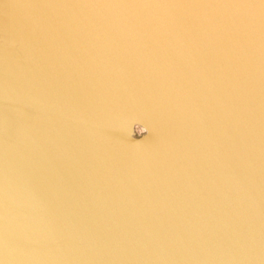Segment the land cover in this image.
<instances>
[{
	"label": "rangeland",
	"instance_id": "rangeland-1",
	"mask_svg": "<svg viewBox=\"0 0 264 264\" xmlns=\"http://www.w3.org/2000/svg\"><path fill=\"white\" fill-rule=\"evenodd\" d=\"M7 1H24L18 17L36 23L18 26L9 34V27L2 31L3 23L6 25L12 15ZM47 1L64 0H0V11L4 15L2 18L0 15V66L1 59L6 63L7 54H13L17 61L24 59L27 67L33 66L40 74L52 77L54 84L68 86L64 98L71 116L59 117L61 112H57L53 123L69 143L66 144V161L58 162L55 168L53 164L48 166L37 153L36 139L31 145L25 144L24 149L39 160L44 167L42 174L38 175L33 166L20 168L19 172L12 166V169L6 166L8 179L0 181V188L6 189L4 193L0 192V264H66L68 252L65 249L73 241L71 235L63 236L60 232L70 224L73 213L80 210L93 215V194L104 192L120 169L131 168L136 173L146 163L147 173L155 175L156 169L166 161L164 148L168 144L169 131L165 133L159 121L140 125L132 119H139L138 115L147 109L157 114V101L149 98L154 94L170 97L169 102L172 100L177 104L175 111L178 108L183 113L190 111L194 104L201 108L209 102L217 110L219 103L226 101L228 162L231 166L242 162L237 174H231L241 179L242 195L230 192L232 199L237 197L240 200H231L233 206L230 205L226 211L211 208L189 212L185 214V223H163L154 219L151 231L155 241L142 252L145 260L142 264H264V117H259L258 106L259 68L264 69V0H90L94 1V6H89L88 11L83 12L80 4L73 7L76 11L72 12L70 21L59 19L56 7L51 10L54 17L41 21L40 11ZM118 1H133L135 12L130 5V14H123V6ZM191 1L196 2L193 4ZM83 17L89 19L84 21ZM44 40L52 48L54 58L48 64L40 65ZM146 44H150L152 49ZM67 54L71 57L78 55L79 63L84 65L88 55H98L95 62L105 71L99 82L90 86L86 75L76 76L64 67L60 68L61 79H56L50 68L59 61V55ZM223 63H226V68ZM262 72L264 74V70ZM6 78L4 75L3 81ZM82 83L87 103L78 102L82 104L80 111L84 114L80 118L75 116L80 106L72 98ZM91 95L96 96L94 109L89 99ZM131 119L133 123L129 126ZM160 131H163L162 135ZM28 135L24 136L29 140ZM13 139L14 132L0 123V154L9 160L13 150L20 152L23 148L19 140L14 146ZM176 143L174 147L180 153V144ZM238 145H242L240 156L236 155ZM69 147H74V151ZM139 160L143 161L137 162ZM9 162L11 164V160ZM16 177L20 181L16 182ZM141 177L138 171L136 178ZM134 180L124 184L123 189L133 190ZM87 232V246L96 252L93 234ZM131 262L129 264H136L133 259Z\"/></svg>",
	"mask_w": 264,
	"mask_h": 264
},
{
	"label": "bare ground",
	"instance_id": "bare-ground-1",
	"mask_svg": "<svg viewBox=\"0 0 264 264\" xmlns=\"http://www.w3.org/2000/svg\"><path fill=\"white\" fill-rule=\"evenodd\" d=\"M80 1H84V0H80ZM64 2H65V0L60 1V2L59 1H47L45 8H43L42 11H40L41 15H42L41 21L47 20L49 18H52V16L53 17L55 16V14L51 13L52 12L51 10L53 9V7L54 8L56 7V10L58 11L57 17L59 19L65 20V21H70V17L72 16V12L76 11L73 9H75L80 3H79V1H72L71 3H67V2L64 3ZM91 2L92 1H90V3ZM193 2L195 3L196 1H193ZM193 2L191 1V3H193ZM7 3L11 7V14L12 15L9 16V18L6 16L8 18L7 19L8 21H6V20L5 21L8 23L6 25L3 23L2 31H5L7 29L6 27H9V29H11V31L10 30L7 31V33L9 34V33H12L15 29H17L18 26L27 27V26L31 25V23H36L34 20H33L34 22L25 21L24 19L22 20L20 17H18L17 14H19L18 12H20L19 11L20 6L24 3V1H7ZM95 3L98 4L97 2H95ZM183 3L185 4V1ZM92 4H91V6H94V4L93 5ZM162 5H163V3H162ZM157 6L159 7L160 5H157ZM227 6H229V5H227ZM73 7H75V8H73ZM86 7H88V6H86ZM172 7H173V5H172ZM178 7H180V6H178ZM93 8H95V7H93ZM157 10H159V9H157ZM168 10H170V9H168ZM171 10H172V8H171ZM174 11H175V9H174ZM186 11H188V10H186ZM69 13L71 15H69ZM240 13L242 15V11ZM169 14L171 15V13H169ZM0 15H1V18L4 16L2 11H0ZM245 18H247V17H245ZM179 19H181V16ZM221 21H223V20H221ZM169 22L170 21H168V23ZM171 23H170V26H171ZM219 23H221V22H219ZM247 23H248V21H247ZM202 25H204V24H202ZM220 26H222V25H220ZM241 26H244V25H241ZM245 26H246V24H245ZM227 27H226V29H229ZM233 27H234V25H233ZM237 27H238V23H237ZM224 28H223V30H224ZM217 30H218V28H217ZM242 32L243 31H241V33ZM253 32L254 31H252V33ZM195 35H197V34H195ZM195 35H194V37H195ZM250 37L252 39L253 36H250ZM244 38L245 37H243V39ZM206 39L208 41V38H206ZM196 40L198 41V39H196ZM219 40H221V39H219ZM212 41H214V40H212ZM145 43L143 45H145ZM148 43H150V42H148ZM208 43H209V41H208ZM224 43H225V41H224ZM73 45H74V43H73ZM146 45H150V44H146ZM196 45H198V44H196ZM42 47H43V51L41 53V56H42L43 62L40 61L39 62L40 65H42L44 63L48 64L49 62H51V60L53 61V58H54L53 55L51 54V50H50L51 47L49 46V44L47 43L46 40H44ZM69 47H67V48L64 47V49L65 48L68 49ZM150 47H151V45H150ZM215 47H214V49H216ZM105 48H106V46H105ZM212 48H213V46H212ZM151 49H152V47H151ZM184 49H186V48H184ZM221 49L222 48H220L219 50L221 51ZM204 50H206V48ZM209 50L211 51V49H208V51ZM107 51H109V50H107ZM68 52L69 51H67V53ZM209 54L211 55V53H209ZM212 54H214V53H212ZM216 54H218V53H216ZM77 56L78 55H76V54L72 55V57H71V54L70 55H68V54L67 55H59V58L56 56L57 60H59V61H57V62L55 61L56 63L51 68H54L55 70L56 69L60 70V68L64 67L65 69L68 70V72L70 71L71 73L75 74L76 76L80 77L82 75H86V77L89 79V85L90 86H93V84L99 82L102 74L105 71H103L104 70L103 66L99 65L98 63L96 64V62H95V59H98V55H92V54L88 55L87 60H86L87 62L85 65L79 63L80 60ZM155 56H157V55L155 54ZM187 57H189V56H187ZM203 57H205V54L203 55ZM6 58L8 59V61L6 63H4V59H1V66H0V98H2V100L0 101V115H1L0 123L4 124V128H7L9 131L12 130L14 132L15 140L13 139V141H11L12 144L15 146V143L18 142L16 140H19L20 141L19 145L23 146V148H20V152H17V151L15 152V150H13V152L9 155L12 165L10 164V162H9L10 160L8 159V157H6V155L4 157L2 155V153L0 154V181L3 179H6V178L8 179V177H6V173H7L6 170H8V168H6V166H8L10 168L12 166V168L17 169L18 172L20 171V168L33 166L35 168V172L38 175L42 174L44 172V167L39 164V160H37L36 157L34 158L33 156H31L30 152H28L27 150L24 149L25 144L31 145L32 142L36 141V139L38 140L37 153L41 156L42 159L44 158V160L47 162L48 166L53 164V166L55 168V166L57 165L58 162H65L66 161L65 160V158H66L65 157V155H66V144H69V143L68 142L66 143V141H65L66 139L62 138L63 136H61L60 130H58V127H56L53 123L55 122V117H57L56 116L57 112H61L58 115L59 117L60 116H63V117L71 116L70 113H68V111H67V106H66L67 99L64 98V95H65L64 92L68 91L67 90L68 86L65 85V86L60 87L59 84H57V83L54 84L52 82V80H54V79L52 77H50V78H52L50 82L46 83L41 79L44 82L43 83V82H40V80L38 78L39 81L37 80L36 82H34V84L32 83L33 86H32V91L30 93L34 99L33 108L35 109L37 116L32 117V118L27 117L26 120L22 119L21 117L17 118L15 116L16 115L15 112L17 110H22V109L26 110L28 108L30 109L31 106L23 100V94L25 93L26 87L23 85L18 87L16 84V81H18L16 79H18V77L21 78V76H22L21 75V69H20L22 66L17 62V57H15V55L11 54L9 56L7 54ZM153 58H154V56H153ZM158 58L162 59L161 57H158ZM187 59H186V61H187ZM190 59L191 58H189V60ZM198 59H199V57H198ZM154 60H156V59H154ZM154 60H152V61H154ZM223 60H225L224 57H223ZM148 62L149 61H147V63ZM133 63H135V62H133ZM157 63H158V61H157ZM225 64L226 63H223L222 66L225 67ZM123 65H125V63ZM145 65H146V63H145ZM156 65L157 64H155V66ZM201 68H203V67H201ZM172 69H174V68L172 67ZM263 70H264L263 68H261V69L259 68V105L258 106H259V115H260L259 117H262V118L264 117V74L262 72ZM124 71H126V70H124ZM162 72H165V71H162ZM173 72H174V70H173ZM52 73L56 76V79H58V80L61 79V77L58 73H56V72H52ZM33 74H32V76H33ZM4 75L8 76V78H6V80H5L6 82L3 81ZM170 75H171V73H170ZM28 76L26 75V77H28ZM162 77H164V76L162 75ZM36 79L37 78H35V80ZM163 79L164 78H162V80ZM184 80H186V78H184ZM204 80H206V82H207V79H203V81ZM173 82H175V81H173ZM185 83H186V81H185ZM23 84H24V82H23ZM206 85H207V83H206ZM22 86L24 89H22ZM158 86H160V85H158ZM84 87H85V85H83V83H82L81 86H78V90L76 91L77 94H76V92L74 93L72 101H74V103L76 105H79L78 102H80V101H81V103L84 102V105H85V102L87 103V98H86L87 94L84 92ZM203 87H205V85ZM221 91H224V90H221ZM165 93H167V92H165ZM211 94H212V92H211ZM224 94H225V91H224ZM198 95H200V94H198ZM204 96H206V95H204ZM26 98H27V96H26ZM149 98L152 101L153 100L157 101V104H156L157 109H158L157 114H154L150 109H147L145 111H142V112H144L143 114L138 115L139 116L138 118L141 120L136 119V118H132V119H134L133 121H136L137 123L140 122L139 123L140 125H144V122H146V123L147 122H153L154 120H155V122L159 121V123L162 126L161 127L162 130L165 133L169 131V137L167 136V138H168L167 143L168 144L164 148V152L166 155V161L164 164H162L160 167H158L156 169L155 175L147 173V164L146 163L143 164V166H142V168H140V170L139 169L136 170V173H135L134 169H131V168L120 169V172L115 176V178H112L108 182L107 189L104 192L93 194V198H94V207H93L94 213H93V215L91 213L88 214V213L80 211V210L75 211L73 213V216H72V214L70 215V216H72L71 220H70V224L64 230H62L60 232V234H62L63 236H65L67 234L71 235L72 241H73L72 244L70 245V247H66V249H65L68 252V258H66V264H129V263H132L131 262L132 259H133V261L136 262V264H142L143 262H145V260L143 259V256H142V252L146 251L147 247L150 244H153L155 241L154 234L151 231V226L153 224L154 219L156 220V218H157L159 221H161L163 223H171V222L177 223V224L178 223H185L187 221V216L185 214H187L189 212H194L196 210L208 211L211 208H216V209L226 211L230 207V205H232L231 200H233L234 198H235V200L236 199L240 200V198H237V197H234L232 199L233 195L231 196V193H230L233 191L235 194L242 195L241 190H240L241 182H242L241 179H239L237 176L231 175V174H237V172L241 169L239 166L242 165V162L239 161V162L235 163L234 166H231L228 162V151L227 150H228L229 145H228V138L226 136V121H227L226 116H228V114L227 113L225 114L226 101H224V100L222 102L220 101L222 104L219 103L217 110H215V108H213L209 102L205 106H203V107L201 106V108H200V106L198 107L197 105L194 104V105H192V108L190 111L183 113V112H179L177 107H176L177 112L175 111V106L177 104L173 103L172 100H171V102L173 104L171 102H169L170 97L168 98V97H163L159 94H154V95L149 96ZM202 98H203V96H202ZM89 99L91 101L90 102L91 107H92V109H94V107L96 105V96L93 97L91 95L89 97ZM194 100L196 101V99H194ZM211 100H212V98H211ZM199 101H200V99H199ZM209 101H210V99H209ZM10 102H12V104H14V105L10 104ZM238 105H237V107H238ZM79 106H80L79 110H78L79 113H76L75 116L81 118L84 116V114H82L80 111L82 109V104ZM241 106L243 107V105H241ZM140 109H141V106H140ZM246 109H245V111H246ZM129 110L130 109H128L127 111H129ZM238 110H239V108H238ZM233 111H235V110H233ZM240 113H242V112H240ZM94 116H98V114H96V115L94 114ZM132 119L129 122V126L133 123ZM90 122H92V121L90 120ZM261 123H263V121ZM258 124H259V122H258ZM258 124H256V125H258ZM258 129L260 130L259 127H258ZM240 130H241V127H240ZM163 131H160V135H162ZM25 134H29L28 135L29 140L24 136ZM176 141H178V143L180 144V147H179L180 153H178L174 147L175 145H177ZM19 145L16 144L17 147H19ZM13 148H15V147H13ZM70 149L72 151H74L73 150L74 147H73V149L72 148H70ZM237 149H238V152H236L237 153L236 155L240 156L241 155L240 150L242 149V145H238ZM33 154H34V152H33ZM244 156H245V154H244ZM81 157H83V156H81ZM245 157H247V156H245ZM142 161L143 160H139L137 162H142ZM7 162H9V165H6V164H8ZM1 163L5 164V165H1ZM68 164H70L69 161H68ZM79 169L81 171L80 166H79ZM258 169H259V167H258ZM258 169L257 170L254 169V170L259 171ZM138 171L142 175V177L140 179L136 178L138 175ZM55 172H57V171H55ZM59 174H61V173H59ZM16 175H18V174H16ZM80 175H82V174H80ZM3 177H5V178H3ZM72 177H74V176H72ZM16 178H17L16 182L20 181V180H18V177H16ZM132 180L136 181L135 188L131 191H125V187L123 189V185L128 183L129 181H132ZM73 186H75V185L73 184ZM21 188H23V187L21 186ZM66 188H68V187H66ZM5 191H6L5 188H2V187L0 188V192L4 193ZM69 196H70V194H69ZM88 197H89V194H88ZM238 197H240V196H238ZM82 199L85 200L84 198H82ZM75 202H74V204H75ZM0 206H2V204ZM70 209H71V207H70ZM232 209H234V208H232ZM67 210L69 211V208ZM83 210H84V208H83ZM237 210H238V207H237ZM235 211H236V209H235ZM257 226H258V224H257ZM87 231L90 232V235L93 234V239L95 241V244H97V251L96 252H94L89 246H87V241H88V238H87L88 232ZM232 243H233V241H232ZM249 259L251 260L252 258H249ZM50 262H52V260H50ZM43 263H44V261H43ZM19 264H21V263H19ZM28 264H30V263H28Z\"/></svg>",
	"mask_w": 264,
	"mask_h": 264
},
{
	"label": "crops",
	"instance_id": "crops-1",
	"mask_svg": "<svg viewBox=\"0 0 264 264\" xmlns=\"http://www.w3.org/2000/svg\"><path fill=\"white\" fill-rule=\"evenodd\" d=\"M60 2V1H59ZM65 2H67V3H71L72 1H65ZM64 2V3H65ZM84 2V3H83ZM89 2V3H88ZM106 2V1H105ZM116 2V1H115ZM122 6H123V8H122V13L123 14H127V15H129L130 14V10H131V8H130V5H131V7H133V10H132V12H135V5H133V1H118ZM79 3H80V5H81V8L83 9L82 11L83 12H85V11H88V7L89 6H91V4L92 3H94V1H92L91 3H90V1H88V0H84V1H79ZM86 6H88V7H86ZM69 15H71L70 13H69ZM89 19V17H86V18H84L83 17V19L82 20H84V21H87ZM17 62H20L21 63V65H22V67L20 68L21 69V78L20 77H18V79H16V80H18V81H16V84H17V86L19 87V86H21V85H23V86H25L26 87V90H25V93L23 94V100L25 101V102H27L30 106H31V108L29 109H26V110H17L15 113H16V117L17 118H27V117H30V118H32V117H35V116H37V114H36V111H35V109L33 108V106H34V99H33V97L31 96V91H32V86H33V84H34V82H36L37 80H38V78H39V80H40V82H50L51 81V79H50V77L49 76H45V75H43V74H40L39 72H37L35 69H34V67L33 66H30V67H27L26 66V64H25V62H24V59H22V58H19L18 59V61ZM46 68H48L47 66H46ZM49 69V68H48ZM55 69L54 68H51V71L52 72H56V73H58L60 76H61V71L60 70H58V69H56L55 71H54ZM60 71V72H59ZM34 73V74H33ZM28 76V77H26V75ZM32 74H33V76H32ZM26 77V78H25ZM31 77V78H30ZM33 77V78H32ZM37 78L36 80H35V78ZM7 78H8V76H7ZM24 78V79H23ZM34 79V80H33ZM43 81H42V80ZM24 80V81H23ZM38 80V81H39ZM23 82H24V84H23ZM28 82V83H27ZM30 82V83H29ZM43 82V83H44ZM52 82H54L53 80H52ZM27 83V84H26ZM33 83V84H32ZM23 86H22V89H24L23 88ZM26 96H27V98H26ZM47 116V115H46ZM260 116V115H259ZM0 117H1V115H0Z\"/></svg>",
	"mask_w": 264,
	"mask_h": 264
},
{
	"label": "water",
	"instance_id": "water-1",
	"mask_svg": "<svg viewBox=\"0 0 264 264\" xmlns=\"http://www.w3.org/2000/svg\"><path fill=\"white\" fill-rule=\"evenodd\" d=\"M253 1H256V0H253Z\"/></svg>",
	"mask_w": 264,
	"mask_h": 264
}]
</instances>
